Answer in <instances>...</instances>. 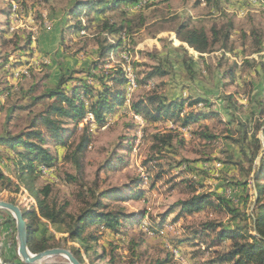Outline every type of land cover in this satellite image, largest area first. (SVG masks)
<instances>
[{"label": "rangeland", "instance_id": "obj_1", "mask_svg": "<svg viewBox=\"0 0 264 264\" xmlns=\"http://www.w3.org/2000/svg\"><path fill=\"white\" fill-rule=\"evenodd\" d=\"M257 1L139 0L133 7L122 5L104 15L91 14L88 18L94 19V25L99 19L109 17L117 26L126 20L135 28L130 31L123 27L117 35L107 36V42L115 45L120 39V47L105 62H98V69L90 71L99 74L120 68L125 72L123 89L127 100L124 106L106 116L101 127L94 123L88 127L90 142L79 173L64 157L84 134L81 127L89 122V114L78 121L76 131L67 136L68 148L47 145L54 157L51 168L37 165V172L25 174L21 179L12 161L13 152L0 146V172L13 183L8 190L0 191V200L24 212L36 208L34 196L48 187V200L64 205V212L75 216L84 207L81 197L87 190L109 193L120 190L124 200L113 195L106 203L110 208L117 205L128 215H136L139 224L120 228L117 234L100 231L99 241L89 244L88 253L78 242L66 240L63 226H53L44 220L29 221L33 228L38 227L35 237L45 232V237H51V243L60 245L58 248L78 250L81 264H155L165 259H170L168 264H202L212 255L203 251L204 245L198 248L182 245L173 251L171 239L187 234V227L211 220L251 232L250 221L231 220L224 210L210 208L184 215L173 223L176 210L163 228L156 231L148 225L157 223L172 206L190 197L186 181H192L197 192L221 195L247 214L255 204L257 192L250 180L252 168L237 145L228 139L231 126L227 123L231 121L230 108L237 113V118L243 119L249 118L253 109L256 111L247 91L253 90V99L255 93L261 92L259 98L264 104V66L257 55L264 53V0ZM72 2L0 0V135L5 131L15 135L27 127L29 114L41 105L29 113L18 108L26 106L31 96H39L54 87L61 73L89 70L91 63L97 61L93 28H87L85 33L71 30L65 35L64 29L73 21L59 25L60 29L56 27ZM88 18L81 17L82 23L87 25ZM228 22L233 30L227 48L217 46L201 57L176 36V29L183 23L190 29ZM27 39L31 41L29 46H26ZM258 41L262 43L261 48H258ZM158 66L166 69L168 75L136 85L135 81H140L146 72ZM231 69H236L233 77L228 75ZM78 76L84 78L85 75ZM91 82L92 79L88 80ZM153 93L167 99L188 95L209 99L213 105L211 109L219 116L200 123L210 128L213 139L203 140L193 135L200 123L186 128H179L172 121L148 123L128 111V100ZM229 95L234 98L233 102L224 101ZM74 126L70 122L65 125L69 129ZM156 134L169 135L171 145L165 144L156 150L154 146L158 141L152 138ZM258 137L263 150L262 131ZM107 164L112 165L110 169ZM258 164L259 159L252 166ZM158 173H162V177L154 180ZM72 177H76L74 182ZM243 181L251 182L246 193L232 185ZM137 182L141 183L142 196L128 198L127 189ZM11 219L8 212L0 210V264H15L19 260L15 223ZM227 244L224 242L223 247ZM38 264L68 262L62 257H52Z\"/></svg>", "mask_w": 264, "mask_h": 264}, {"label": "trees", "instance_id": "obj_2", "mask_svg": "<svg viewBox=\"0 0 264 264\" xmlns=\"http://www.w3.org/2000/svg\"><path fill=\"white\" fill-rule=\"evenodd\" d=\"M205 1L207 3L210 2V0ZM138 2L139 0H73L70 7L65 11L62 24H69L73 21L72 25H68L64 29L65 35L71 30L76 33L80 31L85 33L89 27L95 30L96 36L94 40L97 46L95 51L97 61L91 63L89 70H73L61 73L54 87L39 96H31L26 106L18 108L29 113L36 106L41 105L37 111L29 114L27 127L15 135L9 133V131H5V133L0 135V146L13 152L12 161L21 173L18 176L19 179L23 178L25 174L37 172V165L51 168L54 157L50 152V148H68L67 136L72 135L76 131L78 121H82L87 114H90L92 121L83 123L81 129L84 134L81 135L78 143L73 148L70 147L72 149L64 157L65 160H70L73 163L78 173L82 170V158L90 142L88 127L92 123L97 127H101L105 123L106 116L113 113L117 108L124 106L127 100L123 89L126 83L125 72L120 68L99 74H93L90 71L91 69H98L100 64L98 62H105L110 54L120 47V39L116 41L115 45L107 42V36L117 35L123 27L130 31L135 29L131 26V21L124 20L120 26H117L114 22H110L109 17H107L99 19L94 25V19L88 17L91 14L95 16L104 15L106 12L113 11L122 5L133 7ZM81 17L89 19L87 20V25L82 23ZM141 24L142 22L139 23V25ZM187 25V23H183L176 29L177 39L189 49L194 50L198 55L209 54L217 46L226 49L233 30L230 22L190 29L187 28ZM30 44V39H27L26 46ZM261 44L260 42L258 48H261ZM257 55L262 60V63H260L264 66V53H258ZM186 70L190 72L188 66H186ZM235 70L231 69L228 75L233 77ZM78 74H84L85 76L83 78L78 76ZM167 75L166 69L159 66L153 67L145 73L143 79L135 82L136 85H145L153 79L163 78ZM90 79L93 82L88 83ZM252 92L253 90L247 91L246 95L255 104L256 111L253 109L250 117L243 119V117L237 118V113L235 111L232 112L233 108H230L231 121L227 123L231 126L228 139L237 145L241 156L252 168L250 180H252L253 187L257 192V197L251 212L247 214L240 211L221 195L197 192V187L194 183L186 181L187 188L191 194L190 197L172 206L166 215L159 217L157 223L148 225L149 229L156 231L163 228L167 218L174 214L176 210L177 212L172 220L173 223L184 215L198 213L207 208L217 211L224 210L231 220L250 221L251 232L248 233L239 227L231 228L223 223L211 220L204 221L196 226L187 227V234L171 239L173 251L179 250L182 245L195 248H198L197 246L199 245H204L203 251L211 252L212 255L210 256L209 254L208 260L202 264H264V149L262 150L261 140L258 137L260 131H263L264 135V104L259 98L261 92L254 94L255 99L252 98ZM233 100L234 98L230 95L224 99V101L232 102ZM44 101L47 102L43 103ZM211 104V101L204 97L188 95L185 98L167 99L157 93L145 94L137 100L130 99L127 103L128 111L139 117L143 122L172 121L177 123L179 128H186L218 117L219 113L211 109L213 106ZM185 108L187 109L185 110ZM67 122L75 126L69 129L65 127ZM202 124L198 125L193 135L203 140H212L214 135L210 128L206 124ZM152 138L158 141L157 145L154 146L156 150L165 144L167 146L171 145V137L169 135L162 137L156 134ZM258 159L259 164L252 166L253 162ZM106 166L110 169L112 165L107 164ZM161 177L162 173H158L154 180H160ZM71 180L74 182L76 177H72ZM12 185L11 180L0 172V191L8 190ZM232 185L238 186L243 193H246L247 188L251 187V182L243 181ZM140 186L141 183L138 182L130 186L127 189L129 194L127 197L137 198L142 196L143 191H141ZM48 194V187L42 188L34 196L36 208L22 212L28 234L27 248L32 254L51 248H58L60 245L51 243V237H45V232H42L39 237H35L38 227L33 228L29 223L30 220H36L37 223L40 220H44L53 226H63V233L67 235L66 240L78 242L85 253L91 250L90 243L94 245L99 241L100 231L117 234L120 232V228H129L139 224V218L136 215H128L123 207L117 205L110 208L108 203H106L113 195L114 198L119 197L121 201L124 200L125 196H122L120 190H113L110 193L108 191H98V189L87 190L86 195L81 197L84 207L75 216L65 213L64 205L49 201ZM39 195L43 199H40ZM244 198H247V194H245ZM89 199L91 200L90 202ZM245 202L246 200H243L244 204ZM11 220L12 222L14 221L13 219ZM224 242H228V244L223 247ZM71 253L81 263L79 251L72 249ZM195 254L197 253L193 255ZM169 262L170 259H165L157 261L155 264H168ZM15 264L23 263L17 259Z\"/></svg>", "mask_w": 264, "mask_h": 264}, {"label": "water", "instance_id": "obj_3", "mask_svg": "<svg viewBox=\"0 0 264 264\" xmlns=\"http://www.w3.org/2000/svg\"><path fill=\"white\" fill-rule=\"evenodd\" d=\"M263 132V131H262ZM0 210L8 212L15 223L17 256L23 264H38L52 257H62L68 264H81L71 251L64 248H52L32 254L27 248L28 234L21 210L12 203L0 200Z\"/></svg>", "mask_w": 264, "mask_h": 264}, {"label": "crops", "instance_id": "obj_4", "mask_svg": "<svg viewBox=\"0 0 264 264\" xmlns=\"http://www.w3.org/2000/svg\"><path fill=\"white\" fill-rule=\"evenodd\" d=\"M62 18H63V17H62ZM60 23H61V24H60ZM59 25H62V19H60V22H59V24H58V25H56V27L60 29V27H61V26L59 27ZM196 54H197V53H196ZM197 55H198V54H197ZM198 56H199V57H201L202 55H198Z\"/></svg>", "mask_w": 264, "mask_h": 264}, {"label": "built area", "instance_id": "obj_5", "mask_svg": "<svg viewBox=\"0 0 264 264\" xmlns=\"http://www.w3.org/2000/svg\"><path fill=\"white\" fill-rule=\"evenodd\" d=\"M255 2H259V1H257V0H254ZM87 121H90V114L88 115V120ZM43 168H45V167H43Z\"/></svg>", "mask_w": 264, "mask_h": 264}]
</instances>
